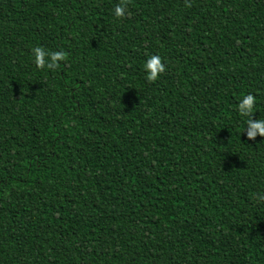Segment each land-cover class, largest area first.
<instances>
[{"label": "trees", "instance_id": "trees-1", "mask_svg": "<svg viewBox=\"0 0 264 264\" xmlns=\"http://www.w3.org/2000/svg\"><path fill=\"white\" fill-rule=\"evenodd\" d=\"M120 3L0 0V264H264V0Z\"/></svg>", "mask_w": 264, "mask_h": 264}, {"label": "clouds", "instance_id": "clouds-1", "mask_svg": "<svg viewBox=\"0 0 264 264\" xmlns=\"http://www.w3.org/2000/svg\"><path fill=\"white\" fill-rule=\"evenodd\" d=\"M127 6V0H121V3L115 7V15L117 17H123L125 15V9ZM190 6V5H189ZM36 57V65L39 68H44L45 61V51L41 47H36L33 49ZM51 57V62L47 63L49 69H55L59 67L57 61L66 59V54L61 51L52 52L49 54ZM145 69L148 70L149 74L147 75L148 81H155L158 79V75L166 70V66L162 63L161 57L153 55L146 63ZM255 96L248 94L243 98V103L239 104V112L242 116H251L253 108L255 105ZM248 126L251 127V131L247 132L249 139H255L257 135V130L261 135H264V120H254L253 117L247 120ZM259 199H264V197H258Z\"/></svg>", "mask_w": 264, "mask_h": 264}]
</instances>
